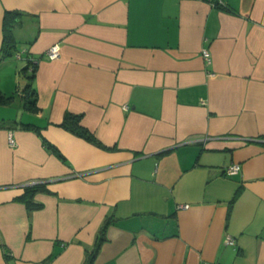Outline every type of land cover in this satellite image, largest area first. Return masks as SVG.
I'll return each instance as SVG.
<instances>
[{
    "label": "crops",
    "instance_id": "obj_1",
    "mask_svg": "<svg viewBox=\"0 0 264 264\" xmlns=\"http://www.w3.org/2000/svg\"><path fill=\"white\" fill-rule=\"evenodd\" d=\"M5 10L37 109L0 104V264H83L107 218L92 264H264V0H0V48Z\"/></svg>",
    "mask_w": 264,
    "mask_h": 264
},
{
    "label": "trees",
    "instance_id": "obj_2",
    "mask_svg": "<svg viewBox=\"0 0 264 264\" xmlns=\"http://www.w3.org/2000/svg\"><path fill=\"white\" fill-rule=\"evenodd\" d=\"M18 22H19L18 11L5 10L3 15V23H2L3 37L0 48V57H6L12 55L16 44L13 35V28L18 24ZM30 63L31 64H28V66L23 67L21 70L23 74L29 77V82L21 90V97L23 99L25 108L29 110H36L37 108L35 107V89L32 87V83H31L33 80L34 63L33 62ZM27 68L30 69V72L27 71ZM12 97H13L12 95H5L0 91V104L8 103L12 99ZM80 120H81V114L66 112L59 126L63 127L64 129L70 131L71 133L89 142L101 146V143L93 136V134L80 123ZM20 126L23 127L24 129H30L35 131L41 137V140L45 145V147L49 149L51 152H53L57 157L63 159V156L57 150V148L51 143H49L41 135L40 128L38 126L33 125L31 123H20ZM39 191L50 192L43 183L29 184L23 187V192L20 195H18L16 199L24 203L28 210L38 209L42 206V204L35 201L34 195ZM110 220L111 219L107 218L103 223V225L100 227L99 234L95 239V243L92 249L86 254L83 264H92L93 258L97 250L99 249V246L103 239L104 227L106 223L109 222Z\"/></svg>",
    "mask_w": 264,
    "mask_h": 264
},
{
    "label": "built area",
    "instance_id": "obj_3",
    "mask_svg": "<svg viewBox=\"0 0 264 264\" xmlns=\"http://www.w3.org/2000/svg\"><path fill=\"white\" fill-rule=\"evenodd\" d=\"M58 54H59V44L54 43L48 48V50L45 53V56L49 59H53V58H56L58 56ZM202 55L207 62L210 61L209 52L206 49L202 50ZM8 142L10 145H14V140H13L11 134L8 135ZM239 170H240V165L235 162V163H231L230 165L226 166L224 169V172L226 174L233 175V174L238 173ZM183 207H187V205L185 204V205H183ZM226 241L228 243H233V239L230 236H228L226 238Z\"/></svg>",
    "mask_w": 264,
    "mask_h": 264
},
{
    "label": "rangeland",
    "instance_id": "obj_4",
    "mask_svg": "<svg viewBox=\"0 0 264 264\" xmlns=\"http://www.w3.org/2000/svg\"><path fill=\"white\" fill-rule=\"evenodd\" d=\"M23 67L20 66L19 67V70H21ZM26 82H27L26 75L23 74L22 72L18 73L17 76H16L15 88L13 89V91L15 89H18V90L17 91L15 90L14 94L12 95L13 96L12 97L13 98V101H12V105L9 107V109H7L8 110L7 111L8 113L14 114L15 112H17V105L19 106V104L21 102V90L26 85Z\"/></svg>",
    "mask_w": 264,
    "mask_h": 264
}]
</instances>
